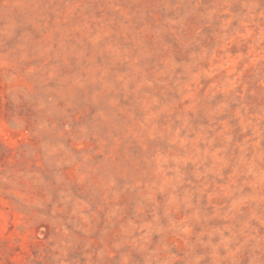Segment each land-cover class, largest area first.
<instances>
[{"label":"rangeland","instance_id":"1","mask_svg":"<svg viewBox=\"0 0 264 264\" xmlns=\"http://www.w3.org/2000/svg\"><path fill=\"white\" fill-rule=\"evenodd\" d=\"M0 264H264V0H0Z\"/></svg>","mask_w":264,"mask_h":264}]
</instances>
